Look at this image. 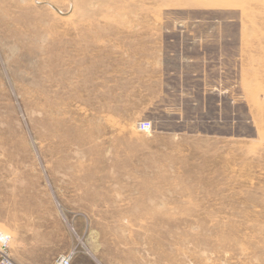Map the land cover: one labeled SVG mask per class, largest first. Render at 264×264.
I'll return each mask as SVG.
<instances>
[{
    "label": "rangeland",
    "instance_id": "1",
    "mask_svg": "<svg viewBox=\"0 0 264 264\" xmlns=\"http://www.w3.org/2000/svg\"><path fill=\"white\" fill-rule=\"evenodd\" d=\"M238 26L233 135L138 129L147 60ZM64 257L264 264V0H0V264Z\"/></svg>",
    "mask_w": 264,
    "mask_h": 264
},
{
    "label": "crops",
    "instance_id": "2",
    "mask_svg": "<svg viewBox=\"0 0 264 264\" xmlns=\"http://www.w3.org/2000/svg\"><path fill=\"white\" fill-rule=\"evenodd\" d=\"M216 30L215 36L207 38L203 44H197L193 54L186 55L182 50H162L147 60L149 66L142 72L146 86L141 87L140 106L134 112L136 119L153 120L163 125L166 123L167 127L159 130L165 137L172 139L179 135L178 125L182 120L184 105L190 108L200 104L198 111L206 116H195L190 120H203L210 130L205 135H233L234 125L236 129L238 120L243 121L244 63L241 33L238 26L236 32L239 39L237 36L235 49L228 51L223 46L229 39L219 32L220 29ZM209 42L216 47L213 53L201 48V45L204 47ZM238 109L241 111L239 118ZM220 130H224L223 133ZM234 135L239 136L237 132Z\"/></svg>",
    "mask_w": 264,
    "mask_h": 264
},
{
    "label": "built area",
    "instance_id": "3",
    "mask_svg": "<svg viewBox=\"0 0 264 264\" xmlns=\"http://www.w3.org/2000/svg\"><path fill=\"white\" fill-rule=\"evenodd\" d=\"M153 128V122L150 121V120H144L142 122L139 123L138 125V129L142 130V131H151ZM4 264H14L12 263L10 260H6L4 262ZM59 264H70V258L69 257H64L60 262Z\"/></svg>",
    "mask_w": 264,
    "mask_h": 264
}]
</instances>
